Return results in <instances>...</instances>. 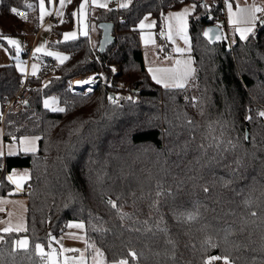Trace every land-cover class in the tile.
I'll return each instance as SVG.
<instances>
[{
    "label": "trees",
    "instance_id": "16d2710c",
    "mask_svg": "<svg viewBox=\"0 0 264 264\" xmlns=\"http://www.w3.org/2000/svg\"><path fill=\"white\" fill-rule=\"evenodd\" d=\"M80 2L68 4L48 41L67 59L44 57L27 103L4 118L1 104L25 72L0 66L5 139L39 137L37 151L0 157V195L12 193L8 174L19 168L28 170L30 197L27 228L4 235L0 264H47L35 246L59 238L70 221L84 223L89 255L98 249L108 264H211L209 256L223 255L233 264H264V20L247 40L224 35L212 44L203 31L225 25L224 0L208 8L206 0H132L93 11L99 40L98 24H115V42L99 53L89 35L63 39ZM187 3L196 4L189 20L195 71L183 88H165L144 65L138 24L152 14L163 41L166 13ZM39 26V0H0L1 44ZM94 71L113 84L71 88L72 78ZM119 80L128 86L119 88ZM111 91L123 97L114 103ZM49 95L63 111L44 106ZM23 234L29 245L18 248Z\"/></svg>",
    "mask_w": 264,
    "mask_h": 264
},
{
    "label": "crops",
    "instance_id": "0c3cea01",
    "mask_svg": "<svg viewBox=\"0 0 264 264\" xmlns=\"http://www.w3.org/2000/svg\"><path fill=\"white\" fill-rule=\"evenodd\" d=\"M71 1L72 0H64V3L62 5L61 0H44V8L42 12L40 6V0H39V7H40L39 29H37V31H34L32 27H29L26 30L27 33L24 35L25 43L27 40H29L32 45L30 49L31 51H29L28 48L24 50V52H27V56L24 55L23 52L25 59H27L25 64V70L23 71L25 72V74L29 73L32 75H36L39 73L41 64L39 63V61L32 60L31 57L33 56L34 52H36L38 45L39 48L41 46H44L45 43H47L52 37L51 29L53 28V25H57V24H53L51 19L54 16H57L59 18V23H60V21L63 20L65 16L66 8ZM80 1L81 2L79 4V7L75 12L73 27L71 28V30L66 31L63 34V37L67 33H73L75 28L78 27L77 30L81 35H85V33H87L86 35H89L91 39L92 37L94 39L98 38L99 31L96 28L93 29V22H92L93 11L95 12V9H100V8L106 10L112 8H120L121 5L125 2V0H98L97 3H93V0H80ZM252 1L248 2V0H226L224 2L221 18L225 22V27L228 31L230 39L235 37H240L237 28L251 26L245 23L234 24L232 23V19L233 18L240 19L241 15L244 16L249 15L253 8ZM81 4L84 5L83 8H81ZM229 4H231V14L229 12V7H228ZM195 8H196L195 3H187L181 6L180 8H177L176 10L171 9L166 13L164 39L167 44L165 46V49L161 48L162 46L161 45L162 39L160 38L161 35L155 30V24H156L155 17L152 14H147L140 20L138 25L139 28L141 29L139 32V38L143 51V61L151 79L155 83L157 82L156 80L153 79V73L149 71L150 68L183 71L186 67L185 62L190 61L191 62L190 66L195 69L194 57L192 54V41H191L190 24H189L190 16L195 11ZM185 9H188V13L185 17L187 23V28L185 31V34L188 37L187 43L185 42L183 36L180 34L179 31L180 21L178 17H176L175 15H170L175 13H181ZM241 9H244L246 11L242 14ZM148 15H151V17L150 16L148 17ZM261 17L263 18L262 15ZM141 21H143L145 25L143 28L140 27ZM259 21L262 20L259 19L256 20L254 30L256 29ZM250 34H248V36ZM47 38L48 41H46ZM177 48L184 49V51L182 52L177 51ZM177 61H180V63L177 64ZM4 65H8V64H4ZM33 65L37 66L35 74L33 73V68H32ZM193 74L188 77L185 85L189 83ZM158 84L164 86L162 83H158ZM3 128H4L3 125H0V157H4L6 155H14L21 152H35L38 150L39 137L37 135H24L21 136L19 139L6 140ZM24 137H28L29 140L24 141L22 139ZM32 138H36V139L33 140ZM26 147L30 149L34 148L35 150L25 151ZM9 176L13 178L10 180L13 184V191L11 194H5L2 196L0 195V230L4 228H12L13 231H17L16 229H19L18 232L25 231L27 228V210H28V203L30 198L28 197L27 194L28 187L26 186L29 180V173L28 170L26 169L15 168V170L13 169L8 174V178ZM65 231L63 232V234L65 233ZM6 233L9 232L0 231V236L4 237ZM24 237L27 236L23 234L18 239H22ZM1 242L2 241H0V243ZM28 242H29V238H28ZM221 264H224L222 260H221Z\"/></svg>",
    "mask_w": 264,
    "mask_h": 264
},
{
    "label": "rangeland",
    "instance_id": "374dc122",
    "mask_svg": "<svg viewBox=\"0 0 264 264\" xmlns=\"http://www.w3.org/2000/svg\"><path fill=\"white\" fill-rule=\"evenodd\" d=\"M225 1L226 0H224V2ZM251 1L252 0H248V2H251ZM206 3L210 7L212 5V0H206ZM252 4H253V6H256L257 8L264 9V0H253ZM256 15H257V18L259 20H262L261 15L264 17V11H257ZM149 16L151 17V15H148V17ZM219 22H220V19H219ZM138 27H139V25H138ZM77 29H78V27H76L74 32H73V33H75V36L80 34ZM93 29H94V27H93ZM223 29H224L225 37L229 38V34H228V31H227L225 25H223ZM10 38L18 41L19 46H20L19 51H17V48L14 45L10 44L9 42H8V45L0 43V65L11 64V63H15L16 65L22 64L24 67V70H25V64H26L27 59H25V57L23 55L24 50H26V47L24 46L25 45L24 35L12 36ZM69 38H72V37H69ZM63 39H66L65 35H64ZM41 40H42V38H41ZM91 40H92V43L96 44L99 39L98 38L94 39L92 37ZM46 41H48V38ZM166 44L167 43L164 39L161 42V45H162L161 48L165 49ZM38 48H39V45H38ZM49 52L59 53L63 56H66V53L59 52L55 49L50 48L48 45V42H47L43 46L42 51L34 52L31 59L34 61H39V63L41 64L44 62L43 59L46 56H52V57L57 58L55 55H49L48 54ZM110 69L112 71V74H116L119 70L117 65H115V64H111ZM100 72L103 73L105 80L109 82V80L107 78V74L104 71H100ZM101 82L104 83L103 80H101ZM112 84H113V82H112ZM116 84L119 88H122V89H124L128 86L127 82L122 81V80L117 81ZM53 97L56 98L55 103H52V101L50 100V98H53ZM46 99H49L51 107H48V108H50L52 110H59V109L65 108V105L63 103H61V101L55 95L54 96L53 95L46 96L43 100V103ZM79 224H83V227H78L77 225H79ZM53 241H55V245L53 244ZM39 244L43 245L45 252L53 254V259H47L46 258L47 264H53V260L55 261V264H80L81 258H83L84 264H95V261L100 259V257H98L96 255V252L98 249L93 250V252L90 253V255H88V252H87L88 244H87V240H86V228H85L84 223L81 221H70L65 233L62 234L59 238L52 240V242L50 241L49 244H44V243H39ZM222 262L224 263L223 260H222Z\"/></svg>",
    "mask_w": 264,
    "mask_h": 264
},
{
    "label": "snow or ice",
    "instance_id": "6c2138e0",
    "mask_svg": "<svg viewBox=\"0 0 264 264\" xmlns=\"http://www.w3.org/2000/svg\"><path fill=\"white\" fill-rule=\"evenodd\" d=\"M97 2H98V0H93V3H97ZM63 3H64V0H61V4L62 5H63ZM130 3H131V0H125V2L121 5V7H127L128 4H130ZM40 6H41V10L43 12L44 0H40ZM28 7H31V5H28ZM83 7H84V5L81 4V8H83ZM204 7L208 8L209 6L207 4H205ZM228 7H229V12L231 14V4H229ZM10 10H11V12L16 13L17 15L19 14V10L17 8H15V7H12ZM245 11L246 10L241 9V13L242 14ZM257 11H264V9H260V8H257L256 6H253V8H252V10H251L249 15H247V16L241 15L240 19H235V18L232 19V23H234V24L245 23V24L251 25V26H248V27H239V28H237V31L239 32L240 38L242 40H247L249 38L248 34H250V33H252L254 31L255 22L258 19L256 17V15H255V12H257ZM187 13H188V9H185L181 13L170 14V15H175L176 17H178V19L180 21V29H179V31H180V34L183 36V38H184L186 43L188 42V37L185 34V31H186V28H187V23H186L185 17L187 15ZM144 26L145 25H144L143 21H141L140 27L143 28ZM211 31L212 30L209 29L208 31H206L204 33V35L208 36L209 32H211ZM86 34L87 33H85V35ZM74 36H75V33H67V34H65V38L66 39L69 38V37H74ZM220 38H221L220 36H216L217 40H219ZM5 39H7L8 42L10 44L14 45L17 48V51H19L20 46H19L18 41H16L15 39H12L10 37H5ZM42 50H43V46H41L40 48L36 49L37 52H40ZM177 51L182 52V51H184V49L177 48ZM48 54L49 55H55L61 62H63V60H65V59H67L66 56H63V55H61L59 53H51V52H49ZM179 63H180V61H177V64H179ZM190 63H191L190 61L185 62L186 67H185V69L183 71L169 70V69H151V68L149 69V71L153 73V79L156 80L157 83H162L165 88H168V87L183 88L185 86V83H186L188 77L190 75H192L194 73V71H195V69L190 66ZM17 67L20 68L21 71H24V67H23L22 64H17ZM36 67H37L36 65L32 66L34 74H35V71H36ZM76 83L80 84V83H83V81H76ZM109 99H112L114 103L116 102V100L114 98H112V97H110ZM128 99H131V97H128ZM193 99H195V97H193ZM50 100L52 101V103H55L56 98L53 97V98H50ZM25 103H27V102H25ZM44 106L45 107H51L49 99H46L44 101ZM59 110L63 111V109H59ZM260 115L264 116V112H261ZM189 123H191V121H189ZM22 139L24 141H28L29 140L28 137H24ZM32 139L34 140L36 138H32ZM30 150L34 151L35 149L34 148L30 149L28 147L25 148V151H30ZM9 179L11 180L13 178L11 176H9ZM108 203L111 204L113 207H116L115 201L109 200ZM121 215L123 217L124 215H127V214L126 213H122ZM253 215H255V213H253ZM194 218H195V216L192 213H189L187 215V219L188 220H192ZM77 226L78 227H83V224H79ZM157 227H159V225H157ZM16 230L18 231L19 229H16ZM162 230L166 231V229H162ZM0 231L11 232V231H13V229L12 228H4V229H2ZM3 240H4V237L0 236V241H3ZM207 242L212 247L216 246L215 244H212L211 237L208 238ZM14 243H15L16 247H19V248H27L28 244H29L27 237H24L22 239H18ZM35 247H36L37 253L41 257H45L47 259H53V254L45 252L43 245L37 244ZM96 255L98 257H100V259L96 260L95 264H108V262L103 257V253L100 250H97ZM131 255L133 257H135L136 253L134 251H132ZM208 260L209 261L223 260L224 264H233V262L229 259V257L227 255H223V256H209ZM53 264H55L54 260H53ZM80 264H84L83 258H81ZM111 264H128V261H127V259L121 258L119 260H113L111 262Z\"/></svg>",
    "mask_w": 264,
    "mask_h": 264
},
{
    "label": "built area",
    "instance_id": "2783aa9c",
    "mask_svg": "<svg viewBox=\"0 0 264 264\" xmlns=\"http://www.w3.org/2000/svg\"><path fill=\"white\" fill-rule=\"evenodd\" d=\"M220 14H222V11L220 12ZM262 20H264V17L262 18ZM51 21L53 24H58L59 18L57 16H54L51 19ZM25 46H26V48L29 49V51H31L30 49H31L32 45H31L29 40L26 41ZM96 55L97 54L95 53L93 57L97 58L98 56H96ZM33 77L39 78V74L32 75V74L26 73L19 83V90L17 91V93L12 98L6 99L1 104L2 118H4L6 112L10 108H18L23 103H25L27 101V99L30 98V96H31L30 81ZM101 80H103V82L107 83L108 85L112 84V80H109V82L105 80V77H104L102 72L94 71V72L89 73V74L84 75V76H76V77L72 78L71 88L73 90H85V91L89 92V91H92ZM76 81H83V83L77 84ZM28 190H29V188H28ZM211 264H221V260H213V261H211Z\"/></svg>",
    "mask_w": 264,
    "mask_h": 264
},
{
    "label": "water",
    "instance_id": "95a60500",
    "mask_svg": "<svg viewBox=\"0 0 264 264\" xmlns=\"http://www.w3.org/2000/svg\"><path fill=\"white\" fill-rule=\"evenodd\" d=\"M98 27L101 29L102 33H101L100 40L98 41L99 44H98L97 50L99 53H103L106 49H108V46L112 45L116 40V36L114 34L115 24L111 21H102L98 24ZM209 29H211L212 31L209 32L208 36H205L204 33L208 31ZM203 36L212 44L218 43V42L220 43L224 40V31H223L222 26L218 24H211V25H207L204 28ZM216 36H220L221 38L217 40ZM109 97L114 98L116 102H118L123 96L121 95L120 92L111 91L109 93Z\"/></svg>",
    "mask_w": 264,
    "mask_h": 264
}]
</instances>
